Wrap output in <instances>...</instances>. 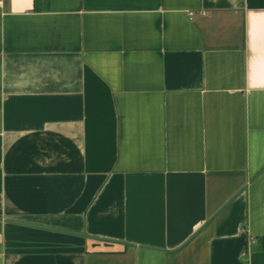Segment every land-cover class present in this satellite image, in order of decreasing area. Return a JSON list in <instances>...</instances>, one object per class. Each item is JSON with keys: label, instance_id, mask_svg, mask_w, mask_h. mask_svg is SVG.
Here are the masks:
<instances>
[{"label": "crops", "instance_id": "obj_1", "mask_svg": "<svg viewBox=\"0 0 264 264\" xmlns=\"http://www.w3.org/2000/svg\"><path fill=\"white\" fill-rule=\"evenodd\" d=\"M0 2V264H264V0Z\"/></svg>", "mask_w": 264, "mask_h": 264}, {"label": "built area", "instance_id": "obj_2", "mask_svg": "<svg viewBox=\"0 0 264 264\" xmlns=\"http://www.w3.org/2000/svg\"><path fill=\"white\" fill-rule=\"evenodd\" d=\"M0 4H1V2H0ZM189 15H190V16H193V15H194V12H193V11H190V12H189Z\"/></svg>", "mask_w": 264, "mask_h": 264}]
</instances>
